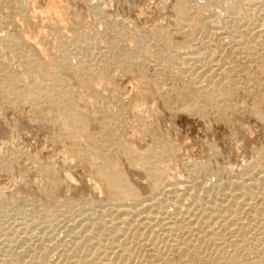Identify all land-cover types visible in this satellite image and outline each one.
Returning a JSON list of instances; mask_svg holds the SVG:
<instances>
[{
    "label": "rangeland",
    "instance_id": "374dc122",
    "mask_svg": "<svg viewBox=\"0 0 264 264\" xmlns=\"http://www.w3.org/2000/svg\"><path fill=\"white\" fill-rule=\"evenodd\" d=\"M17 1L0 0V49L9 47L7 51L3 49L7 53L0 54V75L5 73L10 79L5 77L7 80L0 84L10 86L13 76L28 72L22 61L30 52L26 47L30 49L33 45L48 62L43 75L41 59L37 60L36 77L43 81L48 74L61 72L66 83L59 86L70 87L66 88L70 92L67 93L88 116V125L80 131L74 127L76 137L71 140H66L64 134L60 137L71 124L63 121L61 103L65 94L59 89L52 90L53 98L58 99L56 106L46 99L36 103L39 106L27 100L10 103L0 94V259L10 264H81L76 258L81 254L91 259L95 245L90 246L91 253L85 238L92 233L80 224L109 218L98 209L99 202L103 205L106 201L101 199L102 193L90 190L88 184L94 182L88 180L90 176L85 178L88 172L84 168L92 169L93 162L79 154L89 153L94 147L118 163L134 183L140 198L155 193L153 196L159 199L165 188L174 187L183 202L180 211L166 202V211L159 213L160 218L155 213L158 219L150 215L149 220L142 221H150L145 223L147 227L136 224L134 217L123 215L128 222L134 221L125 227V231L131 232L115 234L113 243L107 241V234L102 235L100 251L105 247L118 249L119 244H124L130 252L126 250V255L123 254L130 256L128 260L132 264H189L188 261L196 264L195 260H200L199 264H253L256 259L254 264H264V187L255 189L249 201L250 198L235 195L239 189L231 186L240 181L239 176L242 180L249 174L264 176V0H235L237 16H231L223 7L230 0H61L48 10V0ZM177 1L188 6L198 20L204 19L201 31L191 32L196 18L182 21L177 17L174 9ZM16 3L24 7H16ZM40 23L43 29L38 32ZM84 31L88 38H93L92 42L96 39L93 44L82 42L84 45L80 46L82 43L76 41ZM12 35L21 39L22 48L18 43L8 46L5 39ZM59 43L67 44L61 48ZM63 48L68 60L61 58ZM192 53L199 55V62H193ZM169 57L174 63L170 67ZM185 57L190 62L182 63ZM84 58L89 64L86 62L84 69H75ZM61 61L62 67L56 68L54 62ZM76 70L81 73L80 80L74 77ZM93 73L101 77L93 78ZM27 74H22L23 82L30 80L28 84L33 83L37 88L31 82L32 75ZM217 86L221 94L229 93L231 97L224 100L209 89ZM197 89L205 94L196 96ZM45 92L48 95L51 90ZM255 105L261 110L260 118L253 111ZM103 121L105 128L100 127ZM113 138L115 146L109 147L107 143ZM116 138L123 144H118ZM158 144L173 147L163 160L156 162L163 168L159 184L145 175L143 167L130 164L123 154L125 150H120L128 146L142 150ZM75 149L80 151L75 153ZM49 168L58 172L56 183ZM66 172L73 176V185L66 184L68 188L61 184ZM100 173L108 186L107 175ZM83 175L88 182H83ZM262 179L259 181L264 183ZM152 185L156 188H151ZM217 185L223 186L225 194L217 192ZM73 186L77 187L72 191ZM26 192L29 205L23 207L28 210L19 212L22 209L17 208L14 198ZM193 194L203 200L197 203L192 199ZM50 207L55 210L42 211ZM161 217L163 221L174 220L171 229L162 230ZM229 220L237 225H229ZM71 237L76 244L79 241L77 246ZM92 239L99 242L98 238ZM120 260L116 262L121 264ZM126 261L123 262L127 264Z\"/></svg>",
    "mask_w": 264,
    "mask_h": 264
},
{
    "label": "bare ground",
    "instance_id": "6f19581e",
    "mask_svg": "<svg viewBox=\"0 0 264 264\" xmlns=\"http://www.w3.org/2000/svg\"><path fill=\"white\" fill-rule=\"evenodd\" d=\"M5 1H7V2H10V1H14V0H5ZM19 1V0H18ZM18 1H17V3H18ZM59 1H61V0H48L47 1V10L49 9V8H52V6L55 4V3H57V2H59ZM176 1V0H175ZM182 1V0H181ZM181 1H177L176 3H175V5H174V9H175V11H176V15H177V17L179 18V19H181L182 21L184 20V19H186V21H187V18L188 19H193L194 20V18H196V15L194 16L190 11H189V9L190 8H187L186 6H183L182 5V3H180ZM214 0H212L211 2H213ZM239 1V0H238ZM241 1V0H240ZM239 1V2H240ZM244 1V0H243ZM251 1H253V0H251ZM263 1V0H262ZM211 2H209V3H211ZM16 3V4H17ZM31 3H33V2H31ZM216 3H217V1H216ZM220 3H221V1H220ZM225 3H226V1H225ZM264 3V2H263ZM214 4H215V2H214ZM245 4V3H244ZM59 5H61V4H59ZM205 5H208L207 3L205 4ZM222 5H223V3H222ZM263 5V4H262ZM19 7V6H22V7H24L23 5H21V4H17L16 5V7ZM242 6V5H241ZM223 7H225L226 8V11H227V13L228 14H234V15H236L237 14V12H238V2L237 1H235V0H230V2H228L227 3V5L226 6H223ZM206 8V7H205ZM242 7H240V9H241ZM247 8V7H246ZM54 9V8H53ZM57 9V8H56ZM207 9V8H206ZM224 9V8H223ZM33 10H35L34 8H33ZM52 10V9H51ZM58 11V10H57ZM239 14V13H238ZM212 15V14H211ZM222 16V15H221ZM232 16V15H231ZM237 16V15H236ZM198 17V16H197ZM206 17V16H205ZM204 17V18H205ZM249 17V16H248ZM251 17H252V15H251ZM207 18V17H206ZM205 18V19H206ZM58 19V18H57ZM178 19V20H179ZM197 19V18H196ZM251 19V18H250ZM42 20V19H41ZM203 20L204 19H197L195 22H194V24L192 23V26L193 27H191L192 28V31L191 32H196L198 29H200V27H201V25L203 24L204 25V23H203ZM210 20V19H209ZM185 21V22H186ZM0 22H1V20H0ZM2 22H6V20H4V21H2ZM181 22V21H180ZM44 23V22H43ZM55 23V22H54ZM202 23V24H201ZM41 25H40V27L38 28V32L41 30V29H43V24L42 23H40ZM203 25H202V27H203ZM182 26V25H181ZM206 26V25H205ZM204 26V27H205ZM53 27V26H52ZM202 27H201V29H202ZM190 28V29H191ZM52 29V28H51ZM57 29V28H56ZM201 29L200 30H198V31H201ZM197 31V32H198ZM246 31V30H245ZM37 32V34H39L40 35V33H38ZM56 32H57V30H56ZM37 34L35 35V37L37 36ZM232 34H234V32L232 33ZM44 35V34H43ZM235 35V34H234ZM234 35H233V37H234ZM45 36V35H44ZM195 36V35H194ZM236 36V35H235ZM162 37V36H161ZM163 37H164V35H163ZM169 37V36H168ZM159 38V37H158ZM171 38V37H170ZM195 38V37H194ZM143 39V38H142ZM142 39H140V40H142ZM233 39V38H232ZM1 40V39H0ZM7 42V44H8V46L9 45H15V44H17L18 43V46L20 47V48H22V46H21V39L20 38H17V37H15L14 35H12V37H8V38H6L5 39ZM68 40V39H67ZM92 40H93V38H88L87 37V32H83L79 37H78V39L76 40V41H80L81 43L82 42H84V43H86V44H93V42L96 40H94L93 42H92ZM163 40V39H162ZM166 40V39H165ZM230 40V39H229ZM233 40H235V39H233ZM2 41H3V39H2ZM65 41H66V39H65ZM64 41V42H65ZM70 41V40H69ZM69 41H67L68 42V44L70 43ZM76 41H74V42H76ZM143 41H144V39H143ZM142 41V43H144ZM159 41V40H158ZM61 42V41H60ZM63 42V41H62ZM79 42V43H80ZM169 42V41H168ZM80 43V44H81ZM167 43V42H166ZM260 43V42H259ZM7 44H6V47H7ZM67 44V43H66ZM66 44H62V43H59V45L58 46H60V45H62L61 46V48L64 46V48H65V45ZM71 44H72V42H71ZM70 44V45H71ZM74 44V43H73ZM76 44H77V42H76ZM79 44V45H80ZM167 44H169V43H167ZM3 45V44H2ZM84 44L82 43V45H80V46H83ZM228 45V44H227ZM1 46V45H0ZM76 46V45H75ZM78 46V45H77ZM86 46V45H85ZM143 46V45H142ZM31 48L29 49L28 47H26V50H28V51H30L29 53H27V54H25V58H24V60L22 61L23 62V64H24V67L26 68V70L28 71L27 73H22V74H27V76H29V75H32L30 78H32L31 79V82H34L35 84H36V86H37V88H34V86H32V84L33 83H31V84H28V82L30 81H28V82H23V75L22 74H20V75H18V74H16V76H13L14 77V80H13V82L11 81V84H10V86L8 85H6V84H0V94L3 96V98L5 99V101H7L8 100V102L10 101V103H16L17 104V102H18V100H27L28 102H30L32 105L34 104V106H36V105H38L39 106V104H40V102L39 101H41V100H43V99H46L47 101H48V103L50 102V104H52V105H54V106H56V104H55V101H57L58 99H56L55 100V98H53V96H52V93H53V91L52 90H57V89H59V90H61V91H63L62 93L63 94H65V96H64V103H61V109H62V112H61V115H62V118H63V121H64V123L65 124H68V125H70L71 124V127H69V129H67L66 130V132H63V133H61V135H60V137L61 138H63L62 137V135L64 134L65 136H64V138L66 139V140H68V139H70L71 140V138L72 137H76L75 135H74V132H73V129H74V127H76V129H77V131H80V130H85L86 128H87V125H88V116L85 114V113H82V112H84L83 111V109H82V112H81V108L79 107V105L78 104H76V103H74V102H72L71 101V99H73L74 100V98L73 97H71L70 96V94L68 95V93H67V90L68 89H66V88H70V87H68V86H65V88L64 87H60L59 85H60V83H66L65 82V80H64V78L62 77V74H61V72H59V71H56V72H54V73H51V74H48V76L47 77H43V81H42V79H39V78H37L36 77V66H37V60L38 59H41V63H40V66H41V71L43 72V75H46V69H47V66H48V62H47V59H45L44 58V56H43V52H41V51H36V50H34V46L33 45H31L30 46ZM112 47V46H111ZM168 47V46H167ZM170 47H172V46H170ZM225 47V46H224ZM2 48H3V46H2ZM7 48H9V47H7ZM6 48V49H7ZM28 48V49H27ZM33 48V49H32ZM63 48V49H64ZM66 48H68V47H66ZM70 48V47H69ZM76 48H78V47H76ZM3 49H5V48H3ZM1 50L0 49V54L1 55H3L4 53H7V52H5L4 50ZM5 49V50H6ZM62 49V56L63 57H61V58H65V56L64 55H66L65 53H66V49H64L63 50ZM73 49H75V48H73ZM80 49V48H79ZM78 49V50H79ZM107 49V48H106ZM112 49V48H111ZM260 49V48H259ZM69 50H71V49H69ZM113 50V49H112ZM145 50V49H144ZM143 50V51H144ZM7 51V50H6ZM64 51V52H63ZM68 51V50H67ZM77 51V50H76ZM89 51V50H88ZM114 51V50H113ZM196 51V50H195ZM72 54H75L76 55V52H74V51H70ZM69 53V52H68ZM67 53V54H68ZM89 53H91V52H89ZM146 53V52H145ZM71 54V55H72ZM79 54V53H78ZM111 54V53H110ZM184 54V53H183ZM193 54V56L191 57V59L193 60V62H196L197 63V61L199 62V59H198V57H199V55L197 56L196 54L197 53H195V55H194V53H192ZM259 54V53H258ZM69 55V54H68ZM145 55V54H144ZM154 55V54H153ZM77 56V55H76ZM80 56V55H79ZM111 56V55H110ZM112 56L114 57L115 55H113L112 54ZM186 56V55H185ZM68 57V56H67ZM112 57V58H113ZM117 57V56H116ZM123 57H124V55H123ZM130 58L129 59H131V56H129ZM174 57V56H173ZM176 57V56H175ZM115 58V57H114ZM162 58V57H161ZM170 58V60L172 59L171 57H169ZM216 58V57H215ZM60 59V58H59ZM65 59H67V58H65ZM165 59H167L166 57H165ZM164 59V60H165ZM175 59H178V58H175ZM188 58H186L185 57V59L183 58V60H182V63H184L185 61H187V63L188 62H190V61H188L187 60ZM201 59V58H200ZM68 60V59H67ZM87 60V59H86ZM85 60V58L83 59V60H81V62H80V65H78V67H74L75 69H82L83 67H85L86 65H88L89 63H88V61H86ZM132 60V59H131ZM138 60V59H137ZM163 60V59H162ZM170 60H168V61H170ZM191 60V61H192ZM79 61H80V58H79ZM166 61V60H165ZM179 61V60H178ZM202 61V60H201ZM200 61V62H201ZM65 62V61H64ZM69 62V61H68ZM86 62L88 63V64H86ZM90 62V61H89ZM127 62H130V61H127ZM134 62H136V61H134ZM174 62V61H173ZM176 62V61H175ZM214 62V61H213ZM67 63V62H66ZM69 63H71V62H69ZM68 63V65H69V67L71 68V64H69ZM133 63V62H132ZM169 63V64H168ZM3 64V63H2ZM5 64V63H4ZM61 64H62V61H61V63H59V62H54V66L56 67V68H58V69H60V67H62L61 66ZM167 64L169 65V67H170V65L171 64H174V63H172V60L170 61V62H167ZM190 64V63H189ZM199 64V63H198ZM132 65V64H131ZM133 65H134V63H133ZM139 65V64H138ZM144 65V64H143ZM167 65V66H168ZM4 66V65H3ZM72 66H74V65H72ZM125 66V65H124ZM127 66V65H126ZM136 66V65H135ZM166 66V67H167ZM172 66V65H171ZM181 66V65H180ZM179 66V67H180ZM6 67V66H5ZM68 67V68H69ZM128 67V66H127ZM137 67H141L140 65L139 66H137ZM182 67V66H181ZM73 68V69H74ZM142 68V67H141ZM141 68H139V69H141ZM61 69H63V68H61ZM84 69V68H83ZM88 69V68H87ZM92 69V68H91ZM138 69V68H137ZM174 69V68H173ZM173 69H171L170 68V70H172L173 71ZM178 69H180V68H178ZM129 70V69H128ZM168 69H166V71H167ZM189 70V69H188ZM217 70V69H216ZM6 71V70H5ZM31 71H32V74H31ZM79 71H75V75H74V77H76L77 79H79L80 80V78H79V75H81V73L79 72ZM169 71H167V73H168ZM234 72V71H233ZM100 73V72H99ZM170 73V72H169ZM176 73V72H175ZM14 74V75H15ZM171 74V73H170ZM174 74V73H173ZM192 74V73H191ZM200 74H202V73H200ZM9 75V74H8ZM161 75V74H160ZM164 75V74H163ZM162 75V76H163ZM168 75V74H167ZM94 76V77H93ZM169 76V75H168ZM170 76H172L173 77V75H170ZM5 77L7 78V75H5V73H3V74H1L0 75V82L2 83V80H4L5 79ZM9 77V76H8ZM92 77L93 78H98V77H101L100 75H98L97 73L95 74V73H93L92 74ZM161 78V77H160ZM7 79H9V78H7ZM7 79H5V80H7ZM171 79V78H170ZM192 79V78H191ZM10 80V79H9ZM78 83H79V81L78 80H76ZM6 82V81H5ZM8 82V81H7ZM199 82V81H198ZM8 84V83H7ZM184 84V83H183ZM237 84V83H236ZM181 86H182V84H181ZM49 88V89H48ZM182 89H183V86H182ZM185 89V88H184ZM188 89V88H187ZM209 89H212L214 92H216V93H218L224 100H228L231 96H230V94L229 93H226V94H221V92H220V90H219V87L217 86V87H214V88H209ZM47 90H51V92L47 95H44V93H46L45 91H47ZM73 91V90H72ZM174 91H176V89L174 90ZM184 91V90H183ZM191 91V90H190ZM193 91V90H192ZM197 91V92H196ZM194 93H196V96L197 95H204L205 93L202 91V90H200V89H197ZM209 91H211V90H209ZM224 91V90H223ZM68 92H69V90H68ZM213 92V93H214ZM225 92V91H224ZM223 92V93H224ZM229 92H230V90H229ZM70 93V92H69ZM183 93V92H182ZM191 93V92H190ZM207 93V92H206ZM209 93V92H208ZM215 93V94H216ZM192 94V93H191ZM209 94H212V93H209ZM178 95V94H177ZM193 95V94H192ZM70 96V97H69ZM180 96V95H179ZM194 96V95H193ZM206 96V95H205ZM208 96V95H207ZM198 97H201V96H198ZM208 98H212V96H208ZM217 98V97H216ZM213 100V99H212ZM223 100V101H224ZM17 101V102H16ZM46 101V102H47ZM219 101V100H218ZM42 102V101H41ZM7 103V102H6ZM36 103H39V104H36ZM45 103V102H44ZM5 104V103H4ZM36 104V105H35ZM34 108V107H33ZM37 108V107H36ZM38 108H40V107H38ZM190 108V107H189ZM253 111L256 113V115H259V118L260 117H262L261 115V110L259 109V106L258 105H255L254 107H253ZM252 110V109H251ZM206 111V110H205ZM85 115H86V118H85ZM114 115V114H113ZM112 115V116H113ZM107 117V116H106ZM119 119V118H118ZM85 120V121H84ZM114 120V119H113ZM84 122V123H83ZM104 122V121H103ZM105 126H106V122H104V123H102V125L100 126V127H104L105 128ZM105 130V129H104ZM157 133V132H156ZM116 140H119V142H118V144H120V145H122L123 144V141L120 139V138H116L115 139V141ZM160 140H161V138H160ZM107 141V140H106ZM113 143H114V138L113 139H111L110 141H108V143H107V145L109 146V147H111V145H113ZM125 143V142H124ZM159 143V142H158ZM113 146H115V145H113ZM112 146V147H113ZM129 148H125V149H122L121 147H120V150H125V152H123V154L124 155H126V158H128V160H129V163L130 164H132L133 166H137L136 168H138V167H143V171L145 172V175H149L151 178H154V181L156 182V183H158L159 184V182L158 181H160V174L161 173H163V168L161 167V165L159 166L158 164L159 163H156L157 162V160L159 161H161V160H163L164 159V157H166L172 150H173V147H172V145H170V144H161V145H155V146H153L152 148L150 147V148H148V147H146L145 149H143V147H142V150H135V149H132V148H130V146H128ZM94 148V147H93ZM91 149V150H89V153H83V152H81V153H79L81 156H84L83 158H87L89 161H92L93 162V168L92 169H89L88 167H85L84 168V170L86 171V172H88V174H86L85 175V178L86 177H89L90 176V179H88V178H86V179H88V180H92L94 183H92L91 185H89L88 183V186H90V190L92 189V190H96L97 192L99 191L100 193H102L101 195H102V197H101V199H105L106 201H105V203H102L103 205H100V202H99V206H100V208H98V209H100V210H102V211H104L105 212V214H106V216H108L109 215V218H104V220H103V222H101L100 220L99 221H96V222H90V219H88V222H90L89 224H83L82 222H80V223H82V224H80L82 227H85V228H87V229H90V230H88L89 231V233L91 232L92 233V235H90V236H86L87 238H85V242L87 241V243L89 244V247L92 245V247H93V245H95L93 248L95 249L94 251H93V253H92V251H91V248L92 247H90V251H91V253H92V257L90 256V258L91 259H86L87 258V256L88 255H86V257L84 256V254H81V255H76V256H78V257H76V258H78V261H80L81 262V264H87V263H89V262H91V264H94V263H97V264H117L118 262H116V261H118V260H120V258L121 257H123V255L125 254L126 255V252L127 253H129L130 252V249H129V247H127V246H125L124 244H121L123 247H121V245L119 244V246L121 247V249H119L120 247H118V249L117 248H108L110 251H108V249L106 248H104V250L102 249L101 251H100V245H101V242H100V240L102 241V235H105V234H107L106 235V237H107V241H109V243H110V241L112 240V243L114 242L113 241V237H114V235L115 234H117V233H123V231H124V235H126V232H127V234H128V232H131L130 230L129 231H125V227L127 226V225H129V224H131V222H134V221H127V216L128 215H130L129 216V218L131 219V218H133L135 221H136V224H139L140 226L142 225V221H144V219H148V216L150 217V215H153V214H155V213H160V214H162V212L161 211H163L164 210V212L166 211V209H164V206H165V203L167 202H169L170 204H171V206H173L175 209H176V211H180V208L181 207H183V202L181 201L182 199H181V197L178 195L179 193V191L177 192V190H175V188L173 187V189H168V188H165L166 190L165 191H162L161 193H163V196L160 198L159 197V199H156V195L155 196H150V197H148V198H140V194H139V192H138V190L135 188V186H134V183L132 182V181H130L127 177H126V172L118 165V163L117 162H115L113 159V161L112 160H109L108 158H106L105 157V154L101 151V150H98V149H96V148H94V149ZM261 148V147H260ZM259 148V149H260ZM134 150V151H133ZM261 150V149H260ZM78 151H80L79 149H75L73 152H75V153H77ZM258 152H259V150H258ZM261 152H263V151H261ZM108 153V152H107ZM110 153V152H109ZM93 155V159L91 158L92 156L91 155ZM139 165V166H138ZM140 167V168H141ZM165 167V166H164ZM87 168V169H86ZM205 168V167H204ZM164 169H166V168H164ZM49 171H50V173H51V175H52V177H53V181L56 183V181H57V178H56V175L58 176V172L56 171V170H52L51 168H49ZM84 171V173H86ZM100 171H103L106 175H107V177H108V179H109V184H108V186L104 183V178H103V176H102V174L100 173ZM83 173V174H84ZM227 173V172H226ZM243 173V172H242ZM247 173V172H246ZM56 174V175H55ZM243 174H245V173H243ZM259 175H261V174H259ZM246 177V176H245ZM264 176H258V174H254V175H247V177H246V179L245 180H242V179H239V178H241L240 176L238 177V180H240V181H238L237 183H234V184H231L230 182V184H231V186H236L237 187V189H239V192H234L235 193V195H237L238 197H239V195L240 196H242V197H246L247 199H249L251 196H252V193H253V191L255 192V189H256V191L259 189V188H262V187H264V183L263 182H261V181H259L261 178H263ZM84 178V175H83V182H86L87 180ZM237 178V177H236ZM243 178V177H242ZM75 179V178H74ZM84 180H86V181H84ZM263 181H264V179H262ZM72 181H73V176L72 175H70L69 173H65L64 174V176L62 177V180H61V184H62V186L64 187V186H66L67 187V185L66 184H68V187H69V185H73V183H72ZM75 181V180H74ZM233 181V180H232ZM88 182V181H87ZM90 182V181H89ZM71 183V184H70ZM77 184H78V182H77ZM171 184V183H170ZM239 184V185H238ZM74 185H76V182L74 183ZM85 185H86V183H85ZM172 185V184H171ZM175 185V184H174ZM87 186V185H86ZM88 186H87V188H88ZM153 186V185H152ZM167 186V185H166ZM165 186V187H166ZM169 186V185H168ZM173 186V185H172ZM219 185H217V188H218V193H220L221 195L222 194H225L224 192H226L225 190H224V188H223V186L222 185H220V187H218ZM225 186V185H224ZM67 187V188H68ZM77 186H73V187H71V189L73 188V189H75ZM155 186H153V187H151V188H154ZM233 187V188H234ZM235 187V188H236ZM156 188V187H155ZM226 188H227V186H226ZM70 189V190H71ZM73 189H72V191H73ZM89 189V188H88ZM168 189V190H167ZM154 190V189H153ZM162 190H164V189H162ZM205 190V189H204ZM236 190V189H235ZM234 190V191H235ZM247 190V191H246ZM75 191V190H74ZM232 191V190H231ZM69 192V191H68ZM160 192V191H159ZM207 192V191H206ZM205 192V193H206ZM194 193V192H193ZM198 193V192H197ZM229 193V192H228ZM233 193V192H232ZM158 194H160V193H158ZM27 195H29V193L28 192H26L25 194H21L18 198H14L15 199V203L17 204V208H19V209H22V210H19V212H21V211H25L26 209L28 210V208H26L25 209V207H23V205H29V201L27 202V198H25V196H27ZM63 196L64 194H62V193H59V196ZM194 196H193V200L194 201H197V203L198 202H201L202 200H203V198L201 199V198H199V195H195V194H193ZM234 195V197H236ZM254 195H255V193H254ZM256 195H257V193H256ZM89 196V195H88ZM123 196H126L127 198H124ZM147 196V195H146ZM233 196V195H232ZM64 197H66V196H64ZM63 197V198H64ZM190 197H192V196H190ZM201 197V196H200ZM207 197V196H206ZM241 197V198H242ZM205 198V197H204ZM237 198V197H236ZM236 198L234 199L235 201H236ZM245 198V199H246ZM253 198V197H252ZM252 198H250L249 199V201L250 200H252ZM73 199V198H72ZM126 200V199H128L129 201L128 202H126V203H117L118 201L119 202H121L122 200ZM153 199H155V200H153ZM257 199V198H256ZM39 202L41 201V204H42V200L41 199H37ZM148 200V201H147ZM102 201V200H101ZM208 201V200H207ZM88 201H86V203H87ZM91 202V201H90ZM204 202H206V201H204ZM204 202H203V204H204ZM31 203V202H30ZM80 203V202H79ZM94 203V202H93ZM232 203H235V202H232ZM239 203V202H238ZM249 203V202H248ZM97 204V203H96ZM211 204V203H210ZM4 205V204H3ZM31 205H33L34 206V204H33V202H32V204ZM51 205H53V203L51 204ZM93 205V204H92ZM92 205H90L92 208H94ZM201 205V204H200ZM236 205V204H235ZM32 206V207H33ZM66 206V205H65ZM233 206V205H232ZM31 207V206H30ZM31 207V208H32ZM35 207V206H34ZM89 207V206H88ZM91 207H89V208H91ZM97 207H98V205H97ZM3 208H5V207H3ZM165 208H166V206H165ZM95 209V211L97 210V208H94ZM94 209H91V210H93L94 211ZM226 209V208H225ZM52 210H55V208L53 209L52 207H50L49 209H44L43 208V210L42 211H44V212H48V211H52ZM90 210V209H89ZM189 210V209H188ZM255 210V209H254ZM264 210V209H263ZM168 211V210H167ZM217 211V210H216ZM103 212V213H104ZM148 213V214H147ZM186 213V212H185ZM262 213V212H261ZM44 214V213H43ZM113 216H115V217H113ZM160 214L157 216L158 218H160L159 216H160ZM165 214V213H164ZM41 215V214H40ZM123 215H127V216H125V217H123ZM157 215V214H156ZM156 215H153V216H155L156 217ZM191 215V214H190ZM48 216V215H47ZM51 216V215H50ZM164 216V215H163ZM166 216H167V214H166ZM111 217H113L112 219H111ZM137 217V218H136ZM156 217V218H157ZM165 217V216H164ZM170 217V216H169ZM43 218V217H42ZM45 218V217H44ZM90 218V217H89ZM157 218V219H158ZM186 218V217H185ZM82 219V218H81ZM84 219H86V218H84ZM132 219V220H133ZM138 219V220H137ZM163 219L164 218H162L161 217V219L159 220V221H162V223H163V229L162 230H168V229H171L170 227H172V223H174V220L172 221V220H164L163 221ZM166 219H168V218H166ZM42 220V219H41ZM83 220V219H82ZM149 220V219H148ZM150 220H152V217H151V219ZM184 221V220H183ZM198 221V220H197ZM49 222V221H48ZM150 221H147V220H145V223L147 224V223H149ZM228 223H229V225L230 224H232V226H234V224H235V226L237 225L236 224V222H234L233 223V221H231V220H229V221H227ZM141 223V224H140ZM145 223H143V225L145 224ZM160 223V222H159ZM78 224V223H77ZM76 224V225H77ZM123 224V225H122ZM135 224V223H134ZM146 224L144 225V227H147L146 226ZM183 224H185V223H183ZM190 224V223H189ZM72 225H73V223H72ZM75 225V226H76ZM158 225V224H157ZM257 225V224H256ZM50 226V225H49ZM74 226V227H75ZM87 226V227H86ZM132 226V225H131ZM131 226H129V227H127L126 229L128 230V229H130L131 228ZM173 226H174V224H173ZM184 226V225H183ZM16 227V226H15ZM72 227V226H71ZM134 227V226H133ZM136 227H138V226H136ZM141 227H143V226H141ZM149 227H151V226H149ZM162 227V226H161ZM63 228V227H62ZM76 228V227H75ZM81 228V227H80ZM157 228V227H156ZM14 229V228H13ZM52 229V228H51ZM73 229V228H72ZM86 229V230H87ZM140 229V228H139ZM142 229V228H141ZM136 230V229H135ZM147 230V229H146ZM148 230H150V229H148ZM154 230V229H153ZM152 229H151V231H153ZM179 230V229H178ZM203 230V229H202ZM32 231V230H31ZM69 231V230H68ZM79 231V230H78ZM141 231V230H140ZM143 231V230H142ZM220 231V230H219ZM264 231V230H263ZM4 232V231H3ZM75 232H76V230H75ZM235 232V231H234ZM67 233H69V232H67ZM70 233H72V232H70ZM87 233V232H86ZM89 233H87V234H89ZM90 233V234H91ZM178 233V232H177ZM5 234H7L6 232H5ZM77 234V233H76ZM75 234V235H76ZM93 234H94V236H93ZM72 236V235H71ZM80 236V235H79ZM118 236V235H117ZM121 236H122V234H121ZM172 236V235H171ZM10 236H8V238H9ZM21 237V236H20ZM68 237H70V235L68 236ZM82 237V236H81ZM84 237V236H83ZM154 237V236H153ZM177 237V236H176ZM7 238V239H8ZM27 238V237H26ZM92 238H98V241L99 242H95L94 243V241H97V240H94L93 241V239ZM7 239H5V240H7ZM25 239V238H24ZM115 239L116 240H118V237L116 238L115 237ZM26 240V239H25ZM24 240V241H25ZM71 240H73L72 239V237H71ZM90 240V242H88ZM92 240V241H91ZM264 240V239H263ZM8 241V240H7ZM22 241V240H21ZM75 240H73V242H74ZM84 241V240H83ZM105 241H106V239H105ZM72 242V241H71ZM72 242V243H73ZM76 242H78L77 244H79V241H76ZM85 242H83V243H85ZM103 242H104V240H103ZM19 243H20V240H19ZM22 243V242H21ZM82 243V244H83ZM86 243V245L85 246H87L88 244ZM111 243V244H112ZM175 243H177V242H175ZM25 244V243H24ZM74 244H76L75 242H74ZM73 244V245H74ZM77 244H76V246H77ZM81 244V245H82ZM103 244V243H102ZM115 244V243H114ZM80 245V246H81ZM107 245V244H106ZM196 245V244H195ZM44 246V245H43ZM75 246V245H74ZM112 246V245H111ZM111 246H109V247H111ZM215 246V245H214ZM88 247V248H89ZM235 247V246H234ZM85 248V247H84ZM87 248V247H86ZM123 248V249H122ZM78 249V248H77ZM81 249V248H80ZM125 249V250H124ZM158 249V248H157ZM167 249V248H166ZM56 250V249H55ZM76 250V249H75ZM83 250V249H82ZM93 250V249H92ZM127 250V251H126ZM216 250V249H215ZM124 251V252H123ZM4 252V251H3ZM72 252H74V250L72 251ZM79 252V250H77V252L76 253H78ZM88 252V251H87ZM83 253V252H82ZM85 253V252H84ZM91 253H90V255H91ZM124 253V254H123ZM204 253V252H203ZM221 253V252H220ZM257 253V252H256ZM21 254V253H20ZM74 253H72V255H73ZM78 254H80V253H78ZM88 254H89V252H88ZM75 255H73L74 257H75ZM124 255V256H125ZM129 255V254H128ZM10 256H12V255H10ZM14 256V255H13ZM23 256V255H22ZM25 256V255H24ZM34 256V255H33ZM41 256V255H40ZM5 257V256H4ZM14 257H16V256H14ZM43 256H41V258H42ZM74 257H72V259L74 260ZM128 257V256H127ZM126 256L125 257H123L122 258V260L123 261H125L126 259H127V261L129 262V258H130V256H129V258H127ZM166 257V256H165ZM257 257V256H256ZM11 258V257H10ZM13 258V257H12ZM19 258V257H18ZM18 258H15V260L16 259H18ZM75 258V259H76ZM89 258V257H88ZM205 258V257H204ZM222 258V257H221ZM255 258V257H254ZM258 258V257H257ZM9 259V258H8ZM14 259V258H13ZM12 259V260H13ZM21 259V258H20ZM43 259H45V258H43ZM197 259V258H196ZM3 260V261H2ZM0 259V261H1V263L0 264H10V262H8V261H6L5 259ZM77 260V259H76ZM122 260H120L122 263H124ZM195 260V259H194ZM202 260V259H201ZM204 260V259H203ZM214 260V259H213ZM86 261H88L87 263H86ZM126 261V262H127ZM166 261V260H165ZM164 261V262H165ZM196 261V264H199V261L200 260H195ZM258 261V259H256L255 260V262H257ZM128 262H127V264H128ZM189 262V264H192V261H188ZM191 262V263H190ZM205 262V261H204ZM254 262V263H255ZM260 262V261H259ZM78 263V262H77ZM121 263V264H122ZM130 264H132V262L130 261L129 262ZM193 263H195V262H193ZM207 263V262H206ZM240 263V262H239ZM253 263V264H254ZM31 264V263H30ZM47 264V263H46ZM74 264H76V262H74ZM80 264V263H79ZM118 264H120V263H118ZM125 264V263H124ZM164 264H170L169 262H165ZM201 264H204L203 262H201ZM215 264H217L216 262H215ZM259 264V263H258ZM261 264V263H260Z\"/></svg>",
    "mask_w": 264,
    "mask_h": 264
}]
</instances>
